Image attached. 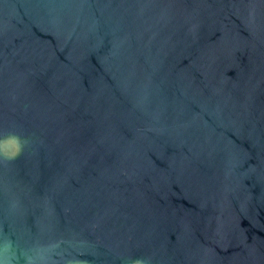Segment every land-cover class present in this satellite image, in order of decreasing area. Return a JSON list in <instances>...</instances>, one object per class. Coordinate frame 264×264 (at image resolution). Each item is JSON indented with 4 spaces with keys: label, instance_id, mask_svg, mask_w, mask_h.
<instances>
[{
    "label": "water",
    "instance_id": "obj_1",
    "mask_svg": "<svg viewBox=\"0 0 264 264\" xmlns=\"http://www.w3.org/2000/svg\"><path fill=\"white\" fill-rule=\"evenodd\" d=\"M9 134L0 264H264V0H0Z\"/></svg>",
    "mask_w": 264,
    "mask_h": 264
},
{
    "label": "clouds",
    "instance_id": "obj_2",
    "mask_svg": "<svg viewBox=\"0 0 264 264\" xmlns=\"http://www.w3.org/2000/svg\"><path fill=\"white\" fill-rule=\"evenodd\" d=\"M26 143V140H23L19 135L16 134H9L3 138H0V159L6 161L16 159L23 152ZM28 264H35V260L32 257H29ZM133 264H145V262L136 260L133 262Z\"/></svg>",
    "mask_w": 264,
    "mask_h": 264
}]
</instances>
